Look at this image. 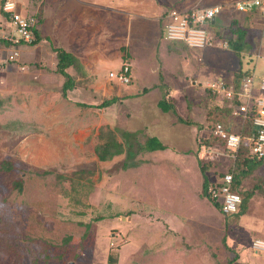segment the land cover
Wrapping results in <instances>:
<instances>
[{
  "label": "rangeland",
  "instance_id": "1",
  "mask_svg": "<svg viewBox=\"0 0 264 264\" xmlns=\"http://www.w3.org/2000/svg\"><path fill=\"white\" fill-rule=\"evenodd\" d=\"M35 1L34 13L41 17L44 7H55V24L45 18L43 36L52 26L66 23L68 0ZM103 1L110 5V0ZM236 1L115 0L116 14L107 23L102 17L106 10L100 7L98 23L88 26L76 19L74 6L67 18H74L78 36L90 33L91 40L101 38V54L99 59L84 54L82 71L66 68L73 86L65 95L66 78L57 72L53 50L60 47L57 40L39 34L37 42H5L0 25V160L13 164L10 171L0 169V264H264V256L249 248L253 238H264V162L240 176V191L253 195L246 213L230 221L226 233L224 215L202 195L198 165L199 160L206 161L199 154L200 133L226 109L221 108L220 97L210 95L207 81L215 79L221 66L229 65L226 70L234 74L237 67L253 64L252 51L223 54L217 42L226 40L213 34L215 42L203 49L171 41L176 51L167 47L169 41L160 30L170 8ZM148 10L146 20L133 15L136 31L128 37L123 13ZM222 15L226 22L240 19L237 14ZM257 17L250 23L259 26ZM256 26H246L247 41L264 46V33L254 31ZM108 27H114L115 34H103ZM195 57L202 67L213 64L216 74H197ZM123 61L130 65L129 84L108 76ZM260 66L261 59L255 82ZM134 71L138 78H133ZM114 97L117 100L110 105L98 107ZM163 97L177 114L158 107ZM177 116L191 123L180 122ZM233 120L232 130L239 132L240 120ZM105 129L115 132L124 150L100 161L94 146ZM150 135L160 137L169 152L148 153L143 145ZM212 162L205 171L208 178L228 165L224 159ZM183 166L190 169L185 182L180 175ZM42 170L50 172L41 174ZM17 179H22L21 191L13 185ZM152 207L164 210L157 213ZM224 234L230 250L222 242Z\"/></svg>",
  "mask_w": 264,
  "mask_h": 264
},
{
  "label": "built area",
  "instance_id": "2",
  "mask_svg": "<svg viewBox=\"0 0 264 264\" xmlns=\"http://www.w3.org/2000/svg\"><path fill=\"white\" fill-rule=\"evenodd\" d=\"M17 3V0H2L1 2V9L8 15L12 27V33L5 34L4 39L12 43L19 41L30 43L34 39L33 19L21 15L17 10ZM261 4L262 0L237 1L235 8L240 11L259 8L261 15L264 16V8H260ZM220 9V5L196 6L185 10L168 9L162 18L161 30L164 40L181 42L191 49H203L212 45L214 41L209 31V23L220 12ZM222 44L226 46V41ZM108 76L118 83L129 84L131 80L130 65L123 61L119 69L110 71ZM207 89L215 92L220 98L230 99L234 94L237 96L239 103L233 106L231 113L240 120V129L249 109L251 107L255 109L252 117L253 133L251 136L243 138L240 131H228L221 123H215L211 128L206 129L203 135L216 138L224 143L212 146L199 144L201 158L218 162L221 159L228 161L226 170L211 179L206 191L212 200L220 203L222 213L231 214L239 209L241 203L240 195L234 192L231 187L234 180L233 171L242 145L246 146V152L250 156L256 159L264 157V69L260 72L257 82H255L254 74L241 79L236 91L233 84H226L221 79L208 83ZM250 249L256 254L264 255V239L253 238L250 241Z\"/></svg>",
  "mask_w": 264,
  "mask_h": 264
},
{
  "label": "crops",
  "instance_id": "3",
  "mask_svg": "<svg viewBox=\"0 0 264 264\" xmlns=\"http://www.w3.org/2000/svg\"><path fill=\"white\" fill-rule=\"evenodd\" d=\"M237 1H247V0H237ZM1 2H2V0H0V25H1V32L4 31L5 34L12 33V27H11V23L9 21L8 15L5 12H2V10H1ZM17 2H18L17 3V8H18V11L20 12V14L23 15V16H26L28 18L33 19L32 31H33V34H34L35 37L40 34L42 38L52 39L53 41L57 40V42L59 43L60 47H57L56 44H54L53 41H52V43L54 44L53 46L54 47L56 46L57 48H62L63 47L64 50H66V51L70 52L71 54L75 55V57L79 60V62L81 64L85 60L84 54H85V57L88 56L89 54H91V56L94 55V57H96V58L99 57V53L101 54V52H98V49H99V45L101 44V42H100L101 38H99V36H95L96 39L95 40H91V37L89 36L90 33L86 34V35L78 36L76 34L77 31L74 30V28H75L74 25H76V24L72 21V19H74V18H72V19L69 18V17L67 18V16L69 15L68 13L73 14V11H71V10H73V7L75 6V10H76V13H77V16H78L76 19H78V21L80 20L81 22H83L85 26H88V24H91V23H95V24L98 23L99 17L96 16V14L98 12V8H100V7H104L105 8V10H106L105 13H104L105 17H104V15L102 17L106 20V23H107V20H109L110 16L112 17L114 14H116L115 11L117 9V6H114V4L116 5L115 0H110L109 1L110 5H107V6L104 5V1L103 0H68L67 1V3H68L67 7L70 8V11L68 10V13L64 14V16H63V20H64L63 22H66V23L65 24L60 23L59 24L60 27L59 26L58 27H53L51 25L53 30L52 29L49 30L46 34L44 33V36H43L44 29H46L45 26L42 27V25L44 24V19L46 18V20H49V21L57 19V16L54 14L55 7H52V5H50L49 8L48 7H44L43 8V12H42V17H41L40 15L34 13V12H36V9L34 8V3L37 2V1H35V0H27L26 1L27 4L25 2H22V1H19V0H17ZM106 2H108V0ZM111 2H113V4H111ZM236 2L231 3V4H228V3L227 4H225V3L221 4V3L215 2L213 4L205 5V6L220 5V8H221L220 12L209 23V31L214 36H217V37L219 36V37L223 38L224 40H226V44H227L226 47L228 46V49H225L226 47L223 46L221 41L217 42V45H219L221 48H223L222 49L224 51V52H222L223 54L226 53L225 51H229V53L233 51V52L237 53L239 56H241V54L244 53L243 51H249L248 53H250L252 51V57L253 58L250 56V54H249V57L253 59V64L250 62L249 64L247 63L246 67H243V66L237 67V70L235 71L234 74L232 72L233 70H231V71L226 70L227 68L225 66H229V65H224V67L221 66L219 68L218 72L216 71L217 72V74H216L214 68L212 69L213 64H212L211 67L210 66L207 67V68L204 67V66L202 67L201 64H200L201 61L199 62V59L195 57L196 60H198V67H200L199 71H197V74L198 73L199 74H203L206 77H210V75H215L216 74L215 75L216 76L215 79L212 80V81H209V82L207 81V84L210 83V82H213L215 80H219V79H216L218 74L220 76H223L221 78H228L229 76L232 75V77L230 79H221L220 78L221 80H225V82H229V83H234V82H236L238 80L243 79L245 76L250 75V74H254L255 75V71H256V69H258V60L259 59H261V66H260L261 70L260 71H262L264 69V46H262V44H260V43L256 45V43L253 42L256 45V47H255L252 43H250V41H247V38H248V29H247V27L251 26V27L254 28L256 26V25H254L253 23H250V22L252 20H254L257 16L261 17V20L259 19L261 21V24L259 26L257 25L256 29H254V31L255 30L257 31V29H259V30H261L264 33V16L261 15V12H260L259 8H254V9L248 10V11H240V10H238V9L235 8V3ZM261 6H260L261 9L264 8V0H262ZM39 8H40V6H39ZM177 9H179V8H177ZM108 10H109V12H108ZM121 10H125V9L122 8ZM179 10H185V9H179ZM113 11H114V13H113ZM149 11L150 10L143 11V13H140V11L138 13H128V11H127V12L123 13V18L124 17L127 18L124 21L123 30L127 32L128 37L132 36V33H135V32L132 31V30H134L133 26H132L133 15H137V17L141 18V20H142V18H144L146 20L147 16H146L145 13L149 12ZM223 13L224 14H237V15L240 16V19H232L231 21L228 20L227 21L228 23H227L226 20L223 18V15H222ZM41 18H42L43 21H40ZM217 18L219 19L218 20L219 23H217ZM246 19H249V20L246 22ZM154 20H156V18H154ZM59 21H61V20H59ZM243 21L246 22L247 24L245 25L243 23ZM141 22L138 23V27H140ZM51 23L53 25L55 24L54 21H52ZM155 23L157 24V27L159 28L160 24L158 22H155ZM51 26L49 28H51ZM97 26L98 25H96V27ZM234 27L238 28L239 30L244 31L243 39H242L241 42H239V40H237V36L238 35L235 34V33H232V28H234ZM100 28H103V27L101 26ZM114 29L115 28L112 27V29L110 30V27H108L107 30L104 29L105 31L103 32V34L106 33V32H110L109 36H111V33L115 34V30ZM136 29H137V27H136ZM226 29H227V31H223V30H226ZM134 31H136V30H134ZM252 32H253V30H252ZM86 38H89L88 40H91V42H88L86 40ZM4 41L7 42L5 39H4ZM73 41H76V42H73ZM170 42L171 41H169V43L167 44V47L169 49L176 50V47ZM230 42H232V44L234 43L236 46H234V47L231 46ZM62 43H63L64 46H61ZM87 45H91L92 47L90 49H88ZM69 46L70 47L72 46V47L70 48ZM83 46H86L87 49L86 50L82 49ZM73 47H75V48H73ZM78 47H80V48H78ZM131 51H130V56L132 57V52ZM128 56H129V54H128ZM142 56H143V54H142ZM240 60L244 61V60H242V57L240 58ZM111 61L112 62H116V59H113ZM109 63H111V62H109ZM224 69H225V71H224ZM235 75H237L238 77L240 76L238 80H236V76ZM132 76H133V78L134 77L135 78L139 77V75L136 74L135 71L133 72ZM255 78H256V76H255ZM207 84H206V89H207ZM141 85H144V84H141ZM150 136L157 137L165 145V148L164 149H156V150H146L148 153H156V152L161 153V152L167 151V145L165 144V142H163V140L160 137H158L157 135H150ZM199 139H200V137H199ZM167 152H169V150ZM175 153L179 154V152H177V151H175ZM189 171H190V169L188 167L183 166L180 169V175H183V177H182V179H181V177H179V179H181V180H183L185 182L186 181L185 179H187L185 177V174H189ZM152 209H153V211H155L157 213L160 212V211L163 212V210H164V209H162L160 207H159V210H156V209L154 210L153 207H152ZM165 210L169 211L170 208L165 209ZM166 213H167V215H169L168 212H166ZM170 216H171V214H170ZM255 238H261V237H255ZM250 251L252 252L251 249H250ZM252 253H254V252H252ZM254 254H256V253H254ZM257 255H261V254H257Z\"/></svg>",
  "mask_w": 264,
  "mask_h": 264
},
{
  "label": "trees",
  "instance_id": "4",
  "mask_svg": "<svg viewBox=\"0 0 264 264\" xmlns=\"http://www.w3.org/2000/svg\"><path fill=\"white\" fill-rule=\"evenodd\" d=\"M232 33H235L238 35L237 40H239V42L242 41L244 31L239 30L238 28L234 27V28H232ZM37 41H39V36H36L32 42H37ZM230 43H231V46H233V47L236 46L234 43L233 44H232V42H230ZM53 50L55 51L56 56H57V63H56L57 72L62 74L66 78L63 85H62V93H63V95H65L66 89L71 88L73 86L72 85V77L66 72V68L69 66H72L75 69L82 71V65L79 62V60L73 54L64 50L63 48L55 47V48H53ZM235 76H236V80H238L240 77V76L238 77L237 75H235ZM130 79H131V77H130ZM239 82H240V80L233 83V87H234L235 91L238 89ZM225 83L228 84V82H225ZM207 90L210 93V95L217 100L218 97H217L216 93L210 91L209 89H207ZM116 100H117L116 97L111 98V99H106V100L102 101L98 105V107L108 106ZM219 101H221V103H222L221 108L224 107L226 109H222V113L221 112L218 113V116L215 117L214 121L207 124V129L211 128L215 123H221L228 131H233L232 129L234 126L232 124L234 123V120H233L234 116L232 115L231 112H232L233 106L239 103L237 96L234 94L232 96V98H230V99L227 97H221V98H219ZM158 107L164 112L171 111L174 114H177L174 106L168 100H166L164 97L158 102ZM213 109H215L217 111L219 110L217 107H215V105H214ZM254 113H255V109H254V107H251L249 109V111L247 113V117L244 120V123L240 129L241 136L243 138L251 136L253 133V131H252L253 130L252 117H253ZM177 118L180 122L191 123L189 121L182 119L180 116H177ZM99 138H100V141L94 146V153H95L98 160H100V161L110 160L114 156L123 152V150H124L123 143L116 138L115 132L112 129L101 130L100 134H99ZM223 143H224L223 141H220V140H218L216 138H212V137H205L203 135V133H200L199 144H204L206 146H212L214 144L222 145ZM143 148L145 150L164 149L165 145L157 137L149 136L146 138L144 145H143ZM238 156L239 157H238L237 162H236V167L233 171L234 180H233V184H232L231 188L234 192H236L240 195L241 203H240L239 209L236 212L231 213V214L222 213L220 203L212 200L207 194L206 188H207V185L209 184V182L211 181L212 178H208L205 171L210 166V164L212 165L214 163L210 160H206V161L199 160L198 161V165H199V169H200V173H201V177H202V181H201L202 195L205 196L209 200V202L212 204V206L215 209H217L218 211H220L224 215V231H225V233L228 230H230V221H234V220L236 221L237 219L240 218V216H242L246 213V210L248 209L249 199L253 195V193L251 191H247L245 193L240 191V189H239V187H240V181H239L240 176L247 174L248 171L252 170L258 164L264 162V157L261 159H256V158L250 156L249 154H247L245 145H242ZM12 168H13V164L11 161L0 160V169L5 170V171H10V170H12ZM49 172H50L49 170H42L40 173L41 174H47ZM80 172H83V171L82 170L77 171V173H80ZM220 174L221 173H219V175ZM59 176H63V175H59ZM13 185L19 191H21L22 179L14 180ZM222 242L227 249H229V250L231 249L230 247H228L226 245V235L225 234L222 237Z\"/></svg>",
  "mask_w": 264,
  "mask_h": 264
},
{
  "label": "clouds",
  "instance_id": "5",
  "mask_svg": "<svg viewBox=\"0 0 264 264\" xmlns=\"http://www.w3.org/2000/svg\"><path fill=\"white\" fill-rule=\"evenodd\" d=\"M34 38H35V36H34ZM34 40V39H33ZM31 43V42H30Z\"/></svg>",
  "mask_w": 264,
  "mask_h": 264
}]
</instances>
